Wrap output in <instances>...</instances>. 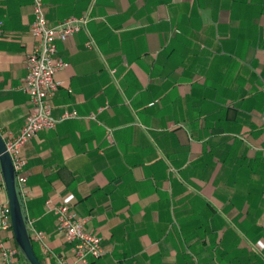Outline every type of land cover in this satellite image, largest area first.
Here are the masks:
<instances>
[{
    "label": "crops",
    "instance_id": "obj_1",
    "mask_svg": "<svg viewBox=\"0 0 264 264\" xmlns=\"http://www.w3.org/2000/svg\"><path fill=\"white\" fill-rule=\"evenodd\" d=\"M69 67L53 116L21 150L25 214L43 264H74L47 202L102 239L88 264H264V0H44ZM33 0H2L0 134L22 130ZM95 116V119H91ZM4 183L0 169V185ZM9 205L0 188V207ZM32 237V236H31ZM12 264H28L13 230ZM0 264L7 262L0 248Z\"/></svg>",
    "mask_w": 264,
    "mask_h": 264
},
{
    "label": "built area",
    "instance_id": "obj_2",
    "mask_svg": "<svg viewBox=\"0 0 264 264\" xmlns=\"http://www.w3.org/2000/svg\"><path fill=\"white\" fill-rule=\"evenodd\" d=\"M2 0H0L1 2ZM34 21L31 34L38 42L35 49L27 55V76L22 86L29 96L31 108L20 133L5 141L7 152L11 155L21 194L24 192L25 178L21 175L25 162L21 150L26 143L44 130H54L64 120L76 117L75 113H65L61 119L53 116L52 100L61 83L56 80L58 72L69 67L58 55L57 42H65L80 33L88 24L89 17H73L56 25L49 23L44 0H33ZM4 23L0 19V39L3 36ZM91 119H95L92 116ZM5 187V183L0 185ZM47 208L57 220V231L72 244L74 264H88L90 260H98L104 255L102 239L86 230V219L79 216L70 207L54 205L47 202ZM12 230L11 210L9 205L0 207V231ZM32 238L45 246L46 235L32 230ZM0 248L7 262L11 264L18 255V249H6L0 240ZM61 264H68L62 261ZM192 264H199L194 260Z\"/></svg>",
    "mask_w": 264,
    "mask_h": 264
},
{
    "label": "water",
    "instance_id": "obj_3",
    "mask_svg": "<svg viewBox=\"0 0 264 264\" xmlns=\"http://www.w3.org/2000/svg\"><path fill=\"white\" fill-rule=\"evenodd\" d=\"M0 169L9 198L12 230L17 246L28 264H43L34 249L28 220L25 214L24 201L18 187L17 176L11 155L7 152L6 144L0 134Z\"/></svg>",
    "mask_w": 264,
    "mask_h": 264
},
{
    "label": "trees",
    "instance_id": "obj_4",
    "mask_svg": "<svg viewBox=\"0 0 264 264\" xmlns=\"http://www.w3.org/2000/svg\"><path fill=\"white\" fill-rule=\"evenodd\" d=\"M31 238H32V237H31ZM32 240H33V239H32ZM33 245H34V244H33ZM34 249H35V247H34ZM35 251H36V250H35ZM36 254H37V252H36ZM37 256H38L39 260L42 261L38 254H37Z\"/></svg>",
    "mask_w": 264,
    "mask_h": 264
}]
</instances>
